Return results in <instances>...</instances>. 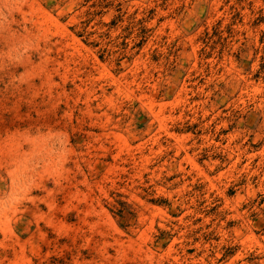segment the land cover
<instances>
[{"label":"rangeland","instance_id":"374dc122","mask_svg":"<svg viewBox=\"0 0 264 264\" xmlns=\"http://www.w3.org/2000/svg\"><path fill=\"white\" fill-rule=\"evenodd\" d=\"M0 264H264V0H0Z\"/></svg>","mask_w":264,"mask_h":264}]
</instances>
